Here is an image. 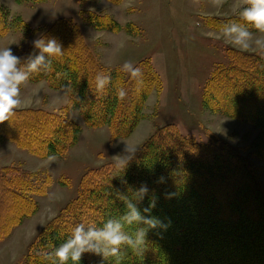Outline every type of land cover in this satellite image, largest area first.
Returning a JSON list of instances; mask_svg holds the SVG:
<instances>
[{"label":"trees","instance_id":"obj_1","mask_svg":"<svg viewBox=\"0 0 264 264\" xmlns=\"http://www.w3.org/2000/svg\"><path fill=\"white\" fill-rule=\"evenodd\" d=\"M92 18L98 30L120 32L111 19ZM229 20H217L215 27L221 30ZM0 31L3 35L7 32L1 10ZM41 37L56 38L64 54L52 60L49 71L33 75L29 81H46L51 89L64 92L68 105L59 112L15 110L11 122L0 124V141H12L43 159L62 157L77 145L81 134L80 126L68 117L72 110L80 112L90 129L108 127L113 140L130 137L142 119L146 101L162 89L153 65L142 61L136 66L143 72L140 80L102 67L80 28L69 21H57ZM38 52L32 46L20 57L21 62ZM229 60L213 72L205 90V107L250 124L264 135V55L231 51ZM99 71L112 77L102 93L95 89ZM120 88L127 91L124 100L117 98ZM114 165L83 178L77 199L42 230L27 264H50L46 255L65 242L75 224L101 227L108 219L121 216L125 205L117 193L130 195L129 188L141 184H147L149 196L138 207L143 211L155 195L151 215L168 227L149 230L143 255L123 249L120 264H264V189L247 160L233 148L218 142L198 144L167 127L137 152L122 177H113ZM160 177H164L163 183H157ZM49 185L40 172L17 167L0 171V241L37 212L33 196L43 194ZM169 193L174 194L172 198H166ZM79 264L116 262L85 253Z\"/></svg>","mask_w":264,"mask_h":264},{"label":"rangeland","instance_id":"obj_2","mask_svg":"<svg viewBox=\"0 0 264 264\" xmlns=\"http://www.w3.org/2000/svg\"><path fill=\"white\" fill-rule=\"evenodd\" d=\"M240 5L241 0H222L220 7H213L211 0H122L119 4L109 0H0L7 24L6 34L0 31V48L9 46L21 57L57 21H69L80 28L102 67L120 70L126 61L134 66L149 61L162 85L146 101L139 125L126 139L113 140L108 127L88 128L80 112L72 110L68 117L81 128L79 142L53 161L34 156L12 141H0V171L17 167L40 172L50 184L43 194L33 196L37 212L0 241V264H27L42 230L77 199L83 178L114 164L124 143L139 151L163 128L173 127L198 144L218 142L233 148L247 160L264 189L262 132L211 112L204 104L213 72L230 63L231 51L258 54L214 39L221 31L215 27L217 20L239 17ZM96 16L111 19L120 32L98 30L91 22ZM21 100L16 110L59 112L69 102L64 92L51 89L46 81L29 80L21 86Z\"/></svg>","mask_w":264,"mask_h":264},{"label":"clouds","instance_id":"obj_3","mask_svg":"<svg viewBox=\"0 0 264 264\" xmlns=\"http://www.w3.org/2000/svg\"><path fill=\"white\" fill-rule=\"evenodd\" d=\"M211 4L220 7L222 0H211ZM238 16V20L226 22L214 39H223L241 51L255 50L258 54H264V0H241ZM33 46L39 50L38 54H30L23 63L9 46L0 48V124L11 122L15 110L21 105V86L33 75L49 71L52 60L64 54L62 44L56 38H38L33 41ZM120 70L128 73L133 80H140L143 76L141 67L134 66L130 61H126ZM94 80L96 91L102 93L111 83L112 77L110 73L99 71ZM116 95L119 100H124L127 91L120 88ZM137 151L135 145L124 143L122 154L114 156L116 174L113 177H122ZM54 159L53 156L49 157L50 161ZM163 182L164 177L157 181ZM129 192L130 195L117 193V198L125 205L121 216L108 219L101 227L85 222L75 224L65 242L49 252L45 259L50 264H69V261L79 264L83 254L92 253L103 260L114 259L116 264H120L125 248L136 255H143L149 230L166 229L168 225L151 215V210L156 206L155 195L149 198V205L143 211L138 207L149 196L147 184H141L136 189L129 188ZM173 195L166 194V198H172Z\"/></svg>","mask_w":264,"mask_h":264}]
</instances>
